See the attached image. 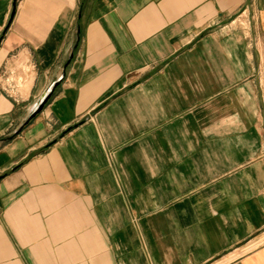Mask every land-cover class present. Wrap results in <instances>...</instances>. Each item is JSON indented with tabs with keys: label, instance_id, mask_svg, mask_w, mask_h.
I'll return each mask as SVG.
<instances>
[{
	"label": "crops",
	"instance_id": "1",
	"mask_svg": "<svg viewBox=\"0 0 264 264\" xmlns=\"http://www.w3.org/2000/svg\"><path fill=\"white\" fill-rule=\"evenodd\" d=\"M14 2L0 264H264V0Z\"/></svg>",
	"mask_w": 264,
	"mask_h": 264
},
{
	"label": "water",
	"instance_id": "2",
	"mask_svg": "<svg viewBox=\"0 0 264 264\" xmlns=\"http://www.w3.org/2000/svg\"><path fill=\"white\" fill-rule=\"evenodd\" d=\"M16 1L17 0H15V2H14V7H16ZM13 15H14V12H13ZM47 99H48V96H45L44 98H42L40 100V102L37 105L34 106V108L32 109V111H31V113H30V115L28 117V119L26 120L25 124L29 123V121L32 118H34L38 113H40L42 111Z\"/></svg>",
	"mask_w": 264,
	"mask_h": 264
},
{
	"label": "rangeland",
	"instance_id": "3",
	"mask_svg": "<svg viewBox=\"0 0 264 264\" xmlns=\"http://www.w3.org/2000/svg\"><path fill=\"white\" fill-rule=\"evenodd\" d=\"M19 84H20V82H19Z\"/></svg>",
	"mask_w": 264,
	"mask_h": 264
},
{
	"label": "bare ground",
	"instance_id": "4",
	"mask_svg": "<svg viewBox=\"0 0 264 264\" xmlns=\"http://www.w3.org/2000/svg\"><path fill=\"white\" fill-rule=\"evenodd\" d=\"M37 105V104H36Z\"/></svg>",
	"mask_w": 264,
	"mask_h": 264
}]
</instances>
